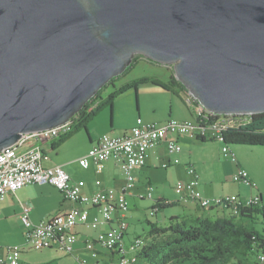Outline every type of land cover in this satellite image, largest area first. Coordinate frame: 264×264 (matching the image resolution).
<instances>
[{
    "label": "water",
    "instance_id": "obj_1",
    "mask_svg": "<svg viewBox=\"0 0 264 264\" xmlns=\"http://www.w3.org/2000/svg\"><path fill=\"white\" fill-rule=\"evenodd\" d=\"M136 55L211 114L264 113V0H0V152L70 122Z\"/></svg>",
    "mask_w": 264,
    "mask_h": 264
},
{
    "label": "crops",
    "instance_id": "obj_2",
    "mask_svg": "<svg viewBox=\"0 0 264 264\" xmlns=\"http://www.w3.org/2000/svg\"><path fill=\"white\" fill-rule=\"evenodd\" d=\"M145 84H150V87H147V89L152 94L159 95V97L165 95V102H154L155 104L153 106L151 101L148 99L149 97L147 96V93H140L141 86ZM132 91L138 93L136 104L138 113L135 124L138 120L143 123L150 124L163 122L166 121L167 117L180 121H191L186 117V113L182 108V105L186 108L187 106L183 103L181 96L175 94L174 92L166 91L165 89L152 85L150 82L136 85ZM125 93L126 92L120 94L113 100L110 109H105L99 112L92 119V121L90 120V122H88L84 129L65 140L56 149L51 148V144L54 142V139L49 141L40 140V144L37 142L35 143V145H39L44 151L43 164L46 167L61 165L64 171L70 175L71 180L80 186L83 194L92 195L102 189L105 190L107 188L120 187L124 183L118 163L114 159L103 162L100 168L95 167L91 163H89L88 168H83L78 164V160L89 154L93 143L97 141L102 134L113 137H122L131 127L134 126L127 125L123 127L124 125H121L119 121H115V118H111V112L113 111L112 114H115L117 106L119 109H123L125 114L129 113L131 115L133 112L134 102L131 99L132 97L126 96V98L122 99V97H125ZM163 109H167L169 112L166 115H161ZM188 111L192 114L194 113V120H196L198 114H200V111L195 107H188ZM107 112H109V115ZM177 140L179 142V146L181 147L180 152L170 153L166 147L165 141L158 143L152 150L147 152L144 166L133 171L135 186L132 189L137 190L138 185H149L153 187V184H156L157 187L156 189L154 188V191L156 190V200L163 199L165 201L175 202V205H178V207L182 206L187 210L186 213L184 212L182 215L175 214L173 216L181 217L185 215H192L196 217L207 216L212 218L229 216L230 212L227 210L222 208L202 207L197 204V202H193L192 207L190 205L185 207L187 203L192 201V199L190 200L187 197L178 196L174 190L172 191V194L168 195V189H173L174 186H172V183L175 179V183L177 182L180 185L179 187L185 186V182H188L191 179V177L186 173L187 168L192 166L197 172L196 174L199 179V185L196 189H198L204 197L212 199L219 196H230L236 197L244 203L250 197L253 198L258 195L260 197V202L263 201L264 177L257 168L252 166L250 162L248 165L245 152L238 150L236 146L231 148L230 152L233 153L236 158L235 161H231V158L224 156L222 149H220L219 158H223L222 162H220V164H222L221 170L217 173L214 172L215 170L210 172L205 166L206 159H209L212 156L210 151H208L209 149L207 151L202 150V154H195L197 146H200L201 149L207 148L204 144L200 143L201 141L188 137H181ZM182 145H189L190 150L184 151ZM237 167L248 172L249 179L256 186L254 189L232 181V174L235 173ZM232 183L236 185V190H230V184L232 185ZM132 189L130 190L131 192ZM130 191L127 193V196L129 194L135 197L138 193L135 192V194H132ZM113 200L114 197H107L106 204L113 205ZM20 203L29 205L30 213H28V216L31 222L35 224L41 220L48 219L58 212H66L75 206L73 202L65 200L63 195L56 188L50 185L28 184L18 191H15L14 194H7L6 197L0 201V224L9 220H15L20 223ZM115 207V209L121 210L123 208V203L115 202ZM78 212H86V205H78ZM206 212L208 213L207 215ZM97 214L98 213L95 209H90L89 220ZM23 228L24 227L22 225L21 229L12 231L11 236L13 238H11L13 241L11 240V242L15 247L21 246L25 242ZM108 230L109 227L103 225L98 227H93L89 224L78 225L75 229L78 237L77 242L73 245L72 253L67 255L80 257L85 253H93L96 256V262L99 261L102 263L112 259V256L99 246L91 247V252L85 248L87 241L94 239L98 233L102 231L106 232ZM11 242H5L3 244H10ZM6 246L7 245H4L1 248ZM52 249L58 251L56 248H51L49 250ZM129 252L132 251H128L127 254ZM8 262L9 261L3 263L8 264ZM13 263L19 264L20 262L11 261L10 264Z\"/></svg>",
    "mask_w": 264,
    "mask_h": 264
},
{
    "label": "built area",
    "instance_id": "obj_3",
    "mask_svg": "<svg viewBox=\"0 0 264 264\" xmlns=\"http://www.w3.org/2000/svg\"><path fill=\"white\" fill-rule=\"evenodd\" d=\"M66 125V124H64ZM49 130L22 135L13 146L10 153L0 156V201L7 194H14L28 184H47L56 188L65 198L73 202L75 206L66 212L54 214L46 220L38 223L31 222L28 213L29 205L20 203L21 213L19 220L23 225L24 245L34 250L56 248L58 251L71 254L73 245L77 242L75 229L78 225H91L93 227L107 226L109 230L100 232L97 236L87 241L85 248L91 252V247L99 246L112 256V259L94 264H127V251L140 245V237H135L127 244L124 241L127 230L126 214L128 212L127 193L135 186L133 171L145 164L147 152L158 143L165 141L170 153L180 152L178 138L188 137L194 139L214 140L223 142L222 132L232 127L212 123L205 125L195 121H180L171 119L162 125L143 123L138 120L122 137H113L102 134L92 145L88 155L78 160L83 168H88L89 163L100 168L103 162L114 159L120 168L124 179L122 186L99 190L92 195L83 194L78 184L71 180L70 175L64 171L61 165L46 167L43 164L44 151L38 140H52L60 126ZM224 156L235 161V156L230 150L222 146ZM192 166L187 168V175L191 179L185 186L174 189L178 196L191 198L192 202H204L210 199L197 191L199 179ZM248 172L242 168L236 169L232 174V181L245 187L254 189L255 184L249 179ZM107 197H114L113 205H106ZM148 199L151 198V188H148ZM139 198H145L139 195ZM217 208H222L238 214V209L243 203L236 197L219 196ZM253 204H257L258 197H250ZM115 202L123 203V210L115 209ZM78 205H86V212H78ZM95 209L97 215L89 220V210ZM157 210H154V212ZM24 248L6 246L0 247V262H20L19 258ZM80 262L84 263L83 260Z\"/></svg>",
    "mask_w": 264,
    "mask_h": 264
},
{
    "label": "trees",
    "instance_id": "obj_4",
    "mask_svg": "<svg viewBox=\"0 0 264 264\" xmlns=\"http://www.w3.org/2000/svg\"><path fill=\"white\" fill-rule=\"evenodd\" d=\"M133 64L134 59L123 74L132 68ZM118 78L119 76L110 83L115 82ZM147 82L181 96L187 107L197 108L200 111L197 121L202 124H234L222 132L224 145L264 147V113L240 116L211 114L200 107L195 100H191V103L187 104L185 99L188 93L181 83L172 76L167 83L152 77L135 79L121 85L97 102L96 100L101 97V91L106 87L105 85L74 116L77 119L76 126L70 131L69 125L65 133H61L57 136L58 138L54 139L51 148L56 149L65 140L84 129L103 108H111L113 100L120 94ZM257 197L259 199L257 204H241L238 214L230 212L229 216L215 218L192 215L173 216L169 217L168 223L164 227L147 221L149 227L147 236L144 239L140 238L143 245L136 250V253L134 252V260L127 258V264H135L137 261L144 264H264V208H259L260 197L258 195ZM201 203L199 204L202 205ZM175 204V202L159 199L154 202L152 209L153 211L157 210L156 213L159 210L175 206ZM208 207H214V205ZM260 215L263 216V226L260 230L245 224L246 221L253 224V220ZM130 260L131 262H129Z\"/></svg>",
    "mask_w": 264,
    "mask_h": 264
},
{
    "label": "rangeland",
    "instance_id": "obj_5",
    "mask_svg": "<svg viewBox=\"0 0 264 264\" xmlns=\"http://www.w3.org/2000/svg\"><path fill=\"white\" fill-rule=\"evenodd\" d=\"M173 67H167L166 65H161V64H156L150 60H147L143 58L142 56H135L134 57V64L132 68H130L125 74L120 75L118 80H116L113 83L106 84V87L101 91V97L97 99V102H100L102 99L107 97L109 94L114 92L116 89H118L121 85L123 86L126 83H130L135 79H140L143 77H152L156 79H160L162 81H165L166 83L170 81V78L173 76ZM147 87H150V84H145L141 86V91L140 93H147V96L149 97L148 99L151 101V104L154 106V102H165V95H162L159 97V95L152 94ZM129 92V93H128ZM126 96L132 97L131 99L134 102L133 106V112L131 115L129 113L125 114L123 109H119L118 106L116 108L115 114H112L111 112V118H115V121H119L121 125H124L123 127L127 125H135V122L137 120V109H136V104H137V98H138V93L135 91H132V89L126 91L125 93ZM142 96V94H141ZM143 98V96H142ZM141 98V99H142ZM136 102V103H135ZM194 107V106H191ZM183 110L185 111V115L187 118H189L191 121L194 120V113H190L188 111V107L186 108L185 106L182 105ZM107 110L110 108H103V110ZM139 109V108H138ZM113 110V109H112ZM100 111V112H101ZM160 112V111H159ZM169 111L166 109H163L161 115H166ZM99 113V112H98ZM97 113V114H98ZM109 115V112H107ZM159 114V113H158ZM174 119V118H166V121L163 122H157V123H151L155 125H162L166 123L167 121ZM177 120V119H175ZM77 124V119L75 117L72 118L70 125V131L76 126ZM81 131V130H80ZM77 134V133H76ZM58 138V137H56ZM54 138V139H56ZM193 140V139H192ZM198 142V141H197ZM37 143L40 144V140L37 141ZM199 143V142H198ZM201 144H204L206 149H201L200 146L196 147L195 154H202V150H208L212 154L211 158L206 159L205 166L206 168L210 171L213 172H220L221 170V165L220 162H222L223 158H219V151L221 149V146L228 148L229 150L233 147H237L238 150H241L245 152L246 155V161L249 165V162L257 168L260 173H262L264 177V147H250V146H244V145H224V143H220L218 141H205V142H200ZM199 144V145H201ZM184 151H189V145H182ZM217 149H218V154H217ZM176 181V179H175ZM175 181H173L172 186L173 189H168V195L172 194L173 190L175 187H179L180 185ZM181 183V182H179ZM187 183V182H185ZM263 184H264V178H263ZM236 185L232 183L230 184L231 191L236 190L237 187ZM156 184H153L152 186L146 185H138L137 190L132 189V194H135V192H138L136 196H131L128 194L126 197L127 199V206H128V212L126 214V222H127V230H126V235L124 237V241L129 244V241L135 237H140L142 239L146 238L147 232L149 231V227L147 224V221L149 223H157L158 225H161L162 227L166 226L168 223L169 217L177 214V215H182L184 212L186 213V209L182 206L175 205L172 207H168L166 209L159 210L158 212H154L152 207L154 202H156L155 198V191L154 188L156 189ZM182 187V186H181ZM148 188H151V198L148 199L147 193H148ZM172 188V187H171ZM198 190V189H197ZM199 191V190H198ZM139 195L145 196V198H139ZM191 200V198H188ZM207 200V199H205ZM216 199H208L207 201H215ZM249 200V199H248ZM263 201L260 202L259 208H264V194H263ZM189 202V201H187ZM247 202V201H246ZM245 202V204H246ZM193 206V202H189L186 204L185 207L188 206ZM217 207V205H216ZM192 210V209H191ZM208 213L206 212V215ZM212 218V217H210ZM262 219L263 216H258L257 219L253 220V224L251 222L246 221L245 224L248 226H253L256 230H260L262 228ZM21 223V222H20ZM18 221L15 220H9L6 222H3L0 224V247L7 245V246H14L11 242L12 240V231L16 229H21L22 224H20ZM12 237V238H11ZM13 241V240H12ZM5 242H11L10 244H3ZM23 244V242H22ZM15 247V246H14ZM16 247H21L24 248V252L21 254L22 257L19 258L21 264H94L96 262V256L93 253H85L84 255L77 257L73 255H67L64 252L57 251V250H49V249H40V250H34L32 248H29V246H25L24 244L21 246H16ZM136 253V252H135ZM135 253L129 252L127 254V257L129 259L134 260V255ZM81 260L84 261V263L80 262ZM131 262V260L129 261ZM11 261L8 262L10 264ZM130 264V263H129ZM135 264H144L143 262L137 261Z\"/></svg>",
    "mask_w": 264,
    "mask_h": 264
},
{
    "label": "bare ground",
    "instance_id": "obj_6",
    "mask_svg": "<svg viewBox=\"0 0 264 264\" xmlns=\"http://www.w3.org/2000/svg\"><path fill=\"white\" fill-rule=\"evenodd\" d=\"M191 100H195V98L193 97V96H191L190 94H188L187 95V98L185 99V102L187 103V104H190L191 103ZM196 102V101H195ZM197 103V102H196ZM199 105V104H198ZM200 106V105H199ZM201 107V106H200ZM69 123H71V121L70 122H68V123H66V125H64V126H60L59 127V130L56 132V135H54V138H56L58 135H60L61 133L63 134V133H65L66 131H67V129H68V126H69ZM10 151H11V147H9V148H7V149H5L4 151H1L0 152V156H2V157H4L5 156V154L6 153H10ZM247 201V202H246ZM245 202H246V204L245 205H254L253 204V202H252V199H249V200H246ZM244 202V203H245ZM200 202H197V204H199ZM217 203H218V200L216 199L215 201H213V202H211V201H207V200H205L204 202H202L201 204L202 205H204V206H202V205H200V206H202V207H207V208H217V207H208V206H211L212 204L214 205V206H216L217 205ZM244 203H242V204H244ZM106 205H111V204H106ZM116 208V207H115ZM123 209V208H122ZM121 209V210H122ZM233 214V213H232ZM235 215V214H234ZM141 245H143V242H142V240L140 239V245H137L136 246V248H134L133 250L132 249H130V251H132V252H134V251H136V250H138L140 247H141ZM128 252V251H127ZM0 264H4L3 262H0ZM13 264H18V263H13Z\"/></svg>",
    "mask_w": 264,
    "mask_h": 264
}]
</instances>
